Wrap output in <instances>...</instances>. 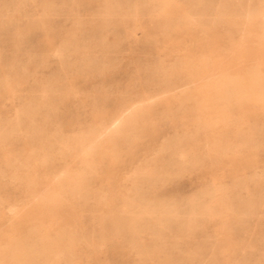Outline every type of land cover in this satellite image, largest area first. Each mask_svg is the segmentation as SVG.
<instances>
[{"label": "rangeland", "instance_id": "rangeland-1", "mask_svg": "<svg viewBox=\"0 0 264 264\" xmlns=\"http://www.w3.org/2000/svg\"><path fill=\"white\" fill-rule=\"evenodd\" d=\"M107 1L0 0V132L23 134L19 142L0 138V264L11 257L9 245L29 243L27 226L37 215L20 187L7 182L3 159L11 154L16 163L25 142L33 144L29 122L17 119L52 81L70 93L55 102L59 139L46 141H54L45 144L46 165L59 184L81 174L89 198L45 208V224L77 230L83 222L90 232L127 210L135 223L126 234L144 246L138 253L130 242L110 243L96 254L70 255L78 264H228L226 249L234 263L264 264V28L257 15L264 0H233L252 11L240 25H177L158 42L141 21L95 26ZM176 2L179 16L194 0ZM175 63L184 80L174 88L141 87L152 80L148 68ZM126 103L132 119L118 136L102 142L95 135L90 153L75 149L74 137ZM177 138L185 158L164 149ZM150 170L160 173H143Z\"/></svg>", "mask_w": 264, "mask_h": 264}, {"label": "bare ground", "instance_id": "bare-ground-1", "mask_svg": "<svg viewBox=\"0 0 264 264\" xmlns=\"http://www.w3.org/2000/svg\"><path fill=\"white\" fill-rule=\"evenodd\" d=\"M106 7L101 19L95 24L93 23L95 26H134L141 21L157 34L158 38L156 37L155 42H158L160 37L169 36L177 25H201V28H206L227 20L240 25L247 22L252 15V11H244L243 6L233 0H222V2L216 3L212 0H194L189 10L181 11L179 16L175 10L176 0H143L141 5L133 7H125L118 2L108 0ZM144 12L148 14L146 19L141 18V14ZM257 15L260 26L264 28V11H259ZM77 29L80 27L78 26ZM133 34L135 35V29ZM117 40L119 41L118 38L113 39V43ZM64 63L67 70L70 64ZM177 63L169 68H164L161 64L148 68L152 80L141 87L174 88L176 82L184 80L182 68L178 67ZM28 76L26 75L23 80ZM53 84L54 81L49 82L48 86L43 89L40 101L35 106L27 105L22 110L21 117L17 119V124L21 120L29 122L30 138L33 139V144L25 142L22 156L16 163L11 154L6 155L3 159L4 167L8 168L11 173L7 182L20 187L30 207L34 208L32 209L33 213L37 215L30 219L27 226L26 238L29 243L16 242L9 245L11 257L8 261L2 259L1 264H68L71 261L70 264H78V260L70 255H81V251H91L96 254L103 247L109 246L110 243H118L119 246H122L124 243L130 242L132 247L140 253L144 248L142 240L138 236L130 235L128 237L126 234L127 231L133 230L131 226L135 221L129 215L134 212L128 214V211L124 210L121 217L109 216L104 223L102 222L90 232L86 230L83 222L79 224L77 230L52 219L45 224V219H43L45 218V208L60 207L68 198L75 200L89 198V189L81 174H69L66 183L59 184L53 180L54 169L46 165L45 144L52 145L54 142L46 143V141H58L59 139L57 129L61 123L57 120L58 111L55 102L62 100L70 93L59 92ZM132 111L130 104L126 103L120 108L118 114L107 122L101 121L88 134L74 137L72 141L75 143V149H83L88 146V153H90L91 141L95 135H98L102 142L111 141L112 138L120 134L122 126L129 125ZM0 135L5 143L23 140V134L20 131L15 133L1 131ZM182 140L183 138L174 139L168 142L164 149L171 151L179 158H185ZM157 172L160 173L159 170ZM157 172L150 170L143 173L154 175L158 174ZM1 176L3 177V175ZM145 206L157 207L159 202L148 203ZM127 214L129 217H125ZM221 254L226 257L228 264H240L229 259L232 253L228 249L223 250ZM146 259L149 261L151 257L148 256ZM188 262L193 263L194 258L189 259ZM202 263L215 264L216 262L211 260L207 263L202 261Z\"/></svg>", "mask_w": 264, "mask_h": 264}]
</instances>
